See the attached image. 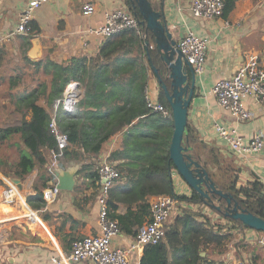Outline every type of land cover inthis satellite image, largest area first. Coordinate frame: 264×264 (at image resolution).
<instances>
[{
    "label": "crops",
    "instance_id": "crops-1",
    "mask_svg": "<svg viewBox=\"0 0 264 264\" xmlns=\"http://www.w3.org/2000/svg\"><path fill=\"white\" fill-rule=\"evenodd\" d=\"M149 1L152 7L161 14V19L167 24L176 45L188 31L196 36L210 39L204 70L201 74L195 75L194 96L187 115L188 127L200 141L216 149L223 168L227 167L235 171L237 188L247 186L254 180L264 184V147L255 154L242 157L231 155L226 144L214 129L217 123L227 128L235 126L246 138L255 133H261L264 138V103H259L252 97H246L245 103L252 117L244 122H236L231 115L219 107L210 93L215 81L233 75L247 55H256L264 63V0H236L234 9L227 16L216 19L194 17L189 11L192 0ZM29 2L30 0H0V46L3 49L0 70L7 69L6 72L9 73L7 77L0 78L7 82L6 95L0 99V109H3V115L6 117L0 118V129L12 128V132L4 138L3 142L8 141L9 144L14 142L12 146L16 148L20 145V140L10 139L12 135L17 138L19 136L17 128L22 114L16 110L15 96L17 92H22L24 89L29 91L48 79L45 77L47 79L39 80L38 76H44V66L47 61L64 63L77 57L94 58L98 56L101 49L108 54L99 56V59L109 61L124 51L128 63L130 61L133 63L122 66L123 70H131V68L139 70L138 76L145 80V88L151 98L162 103L159 100L160 86L146 56L147 49L143 38L138 36L137 39L136 35L129 30L103 41L96 36H87L84 32L88 27L100 25L106 11L117 8L128 9L125 0H48L33 12L32 31L23 34L15 33L19 16L27 8ZM86 5L93 8L90 14L84 10ZM149 48L152 49V42ZM29 61H38L40 65L34 68ZM10 79L15 82V86L11 89L9 88ZM14 90L16 91L13 93ZM73 92L78 98L76 102L78 103L84 97L83 87L79 84V88L76 87ZM64 98L63 92L61 100ZM61 100L57 106H54L56 101L53 104L59 119L70 116L68 111L73 107V105L64 106ZM38 103L44 106L43 97ZM44 107L47 108V106ZM52 115L56 118L55 113ZM28 118L29 114L26 115V119ZM127 129L125 127L114 133L102 145L97 155H86L77 145L67 147L68 154L65 159L59 161L60 165L57 167L70 168L77 165L73 189L71 191L58 190L50 202H46L42 196L43 206L39 209H32L33 212L25 207L26 215L37 230L42 231L40 232L42 234L32 232L29 228L26 232V229L21 226L17 218L18 211L15 209L19 205L1 203V195L5 188L3 178L9 179V176L13 174L3 176L0 173V264H52L50 259L56 254V249L68 253L74 239L98 232V205L96 203L98 187L95 189L91 186V180L83 177L87 172L81 173L80 170L85 165H88V170H94L101 162L107 161L111 153L120 149L122 135ZM73 152L78 153L77 159L72 157ZM194 153L206 154L203 149H198L196 146L192 147L191 154ZM10 166L12 167V164L6 166V169L1 162L2 171H9ZM38 170L37 168L32 170L35 176H32L31 181L22 178L21 187L22 192L26 191L25 196L35 193L34 182L38 177ZM42 171H44L43 168L40 172ZM213 173L218 176L222 172L214 168ZM172 180L176 195L190 194V188L176 171L173 172ZM54 184L55 178L48 182L42 192ZM13 210L16 214L11 213ZM124 211L125 208L121 206L119 213H124ZM259 214L264 217V207L259 210ZM180 215L181 209L178 208L166 223V231L175 225ZM206 215L212 218H209L211 223L227 224L226 232L232 234L227 251L220 255L211 253L208 260L224 264H264V251L258 243L262 232L235 225L223 217L214 218V213L210 210ZM9 234L10 236L18 234L19 237L25 235L28 241L11 239ZM34 238L36 240H33ZM112 242L118 246L129 247L134 244V236L119 233ZM178 245L179 235L177 233L165 236L163 239L164 250L168 257H170V249ZM141 257L142 251H133L131 264H141ZM9 259L12 260L11 263Z\"/></svg>",
    "mask_w": 264,
    "mask_h": 264
},
{
    "label": "trees",
    "instance_id": "trees-1",
    "mask_svg": "<svg viewBox=\"0 0 264 264\" xmlns=\"http://www.w3.org/2000/svg\"><path fill=\"white\" fill-rule=\"evenodd\" d=\"M222 1V16H227L234 9L236 0ZM125 4L130 13L141 19L136 5L132 7L130 0H125ZM30 26L32 30L31 23ZM141 28L144 31V27ZM135 37L138 39L137 35ZM107 54L101 49L94 58L77 57L64 63L47 61L43 74L48 79L36 88L16 93L15 107L17 111L22 112L17 128L20 140L18 158L12 167H9V171L1 170L0 161V173L3 176L13 174L22 179L33 169L43 168L44 171L39 173L34 182L35 193L25 196V201L31 209H39L44 204L42 190L55 178L52 173L47 172V161L44 158V152L56 146L55 138L48 129L53 113L56 114L59 131L68 137V146L77 145L86 155H97L102 145L114 133L127 127V131L122 135L120 149L107 158V162L118 171V178L108 191V217L117 221L120 233L135 236L138 228L149 218L152 198L168 195L180 203L197 205L196 209L181 207V215L175 225L166 231V237L176 233L179 235V245L170 249V257L164 250L163 241L155 245L147 244L142 249L141 264L213 263L208 260L209 254L225 253L232 240V234L226 232L221 224L211 223L201 209L206 207L224 217V200L214 197L213 204L221 206V210L217 211L207 201L201 200L192 189L189 195L174 193L172 175L175 168L169 159L172 119L147 108L144 100L146 82L138 76L139 70L122 68L133 63H128L125 52L109 61L99 59V56ZM146 56L150 57L149 63L157 67L162 75L159 61L150 48L147 49ZM2 58L3 49L0 46V62ZM30 65L37 68L40 62H30ZM72 81L83 87L84 97L68 111L70 116L59 119L53 104L61 100L65 87ZM9 84L10 89L15 86L11 79ZM41 97L45 100L44 106L47 108L38 103ZM159 100L170 110L161 89ZM187 130L185 145L196 146L206 152L204 155L194 153L192 158L208 172L216 187L228 193L240 210L264 219L259 214V210L264 207V184L254 180L247 186L237 188L235 171L223 168L216 149L200 141L188 125ZM11 132L12 128L0 129V145L3 138ZM67 154L66 148L60 161L65 159ZM72 157L77 159L78 153L73 152ZM214 168L221 171V175L216 176L213 173ZM80 171L87 172L83 177H88L91 186L96 189L99 180L97 169L88 170V165H85ZM121 206L125 208L124 213H119ZM225 219L247 229L239 221ZM201 253L205 255L201 256Z\"/></svg>",
    "mask_w": 264,
    "mask_h": 264
},
{
    "label": "built area",
    "instance_id": "built-area-1",
    "mask_svg": "<svg viewBox=\"0 0 264 264\" xmlns=\"http://www.w3.org/2000/svg\"><path fill=\"white\" fill-rule=\"evenodd\" d=\"M48 0H30L27 8L21 13L15 27V33L23 34L31 32V18L33 12ZM86 13L90 14L93 8L84 6ZM190 13L196 18L216 19L222 16V0H192ZM142 26L138 18L125 8H117L106 11L100 25L88 27L84 32L87 36H96L103 41L124 31H133L139 38H143ZM210 39L196 36L191 31L186 32L178 41L177 48L186 58L195 75L203 72L206 60V52ZM73 89L76 87L71 83L66 88L67 97L61 100L64 106L71 107L78 98L74 95ZM211 95L216 99L219 107L231 115L236 122H244L251 119L252 114L245 103L246 97H252L259 103H264V63L256 55H247L244 62L237 68L230 77L215 81L211 90ZM146 106L152 112L159 113L163 117L170 118L171 111L162 103L153 100L148 91H144ZM56 101L54 106L59 104ZM70 103V104H69ZM50 133L54 136L56 146L44 152L47 161V172L52 173L57 168L63 152L68 147V137L59 131L56 119L52 116L48 124ZM214 129L218 136L226 144L231 155L245 156L259 153L264 147V138L261 133H255L247 138L234 127H225L215 124ZM98 193L96 203L98 205V232L83 238L74 239L70 244L68 253H63L56 249V254L51 257L52 264H77L88 262L91 264H131L133 251H142L147 244H158L163 241L166 233V223L172 218L174 212L181 207L189 206L193 209L197 205L180 203L176 198L168 195H159L150 200V215L143 225H141L134 236V244L125 247L113 244L112 240L120 231L116 220L108 217L107 197L110 187L118 178V171L107 161L101 162L97 166ZM4 190L1 195V203L6 205L17 204L33 210L25 201L22 187L13 184L9 179L3 178ZM23 186V184H22ZM58 190L55 184L51 188L43 191V199L50 202L56 196ZM206 215V213H204ZM25 216L29 219L28 215ZM222 217L214 213V218ZM210 218V217H209ZM224 218V217H223ZM212 219V218H210ZM225 219V218H224ZM30 220V219H29ZM31 221V220H30ZM222 225V224H221ZM227 230V224L224 225ZM259 245L264 251V233L258 239ZM208 264H224L220 262Z\"/></svg>",
    "mask_w": 264,
    "mask_h": 264
},
{
    "label": "water",
    "instance_id": "water-1",
    "mask_svg": "<svg viewBox=\"0 0 264 264\" xmlns=\"http://www.w3.org/2000/svg\"><path fill=\"white\" fill-rule=\"evenodd\" d=\"M130 1L132 7L136 5L141 16V19L138 20L144 27L143 42L145 47L148 49L152 42L150 50L157 57L163 73L160 75L159 69L151 64L150 67L157 77L160 89L171 110L172 134L169 144V159L173 163L176 173L190 189L196 192L201 200L207 201L217 211L221 210V206L214 205L213 199L215 196L218 199H223L225 202L222 205L224 218L239 221L248 229L264 233V219L240 210L237 203L231 200V196L219 190L208 172L192 158V146L185 145L184 139L188 134L187 115L194 96L195 74L177 48L172 33L165 21L161 19V14L152 7L150 1ZM35 43H37V39H35ZM148 61H150V57H148ZM72 84L79 88L78 83L72 82ZM64 97H67L66 91H64ZM77 168V165H73L70 168L57 167L54 169L53 175L57 190L71 191L73 189ZM9 179L13 184L21 186L22 179L20 177L11 175ZM201 256H204V253H201ZM9 261L11 263L12 260L9 259Z\"/></svg>",
    "mask_w": 264,
    "mask_h": 264
},
{
    "label": "rangeland",
    "instance_id": "rangeland-1",
    "mask_svg": "<svg viewBox=\"0 0 264 264\" xmlns=\"http://www.w3.org/2000/svg\"><path fill=\"white\" fill-rule=\"evenodd\" d=\"M6 70L7 69H1L0 70V78L1 77H7L8 75H9V73L8 72H6ZM39 76V80H42V79H47V78H45V76H43V75H38ZM37 77V76H36ZM3 79V78H2ZM0 80V99H3L4 98V96L6 95V86H7V82L5 81V80ZM32 81H36V80H32ZM69 85V84H68ZM16 90H14L13 91V93L15 92ZM46 104V103H45ZM44 104V105H45ZM1 106V105H0ZM0 115H2V116H0V118H6L4 115H3V109H0ZM11 138V140L12 141H15V140H19V136H18V138H17V136H14V135H12V136H10ZM9 139V140H10ZM2 141H5L4 140V138H3V140ZM14 142H10V144H9V142L7 141V142H3V143H1V145H0V161L2 162V164H3V166H4V168H6L7 169V167L6 166H9V165H11V164H13L16 160H17V158H18V148H19V145H17V148L15 147V146H12V144H13ZM39 173H40V169L38 170V175H39ZM33 176V173H32V171L28 174V175H26L25 176V178H23L24 180L25 179H27V181L29 180V181H31V179L35 176V173H34V176ZM217 176V175H216ZM25 193H26V191L24 192V196H25ZM15 209L18 211V213H17V218H19L18 219V221L22 224L21 226H23L25 229H26V232L28 231L27 229L29 228V229H31V231L32 232H35V233H40V232H42V231H40V230H37V228L32 224V222L25 216V214H26V212L24 211V209H23V207L21 206H16L15 207ZM204 213H207L210 209H208V208H206V207H203L202 209H201ZM35 212V211H34ZM11 213H14V214H16L15 213V211L13 210V212H11ZM38 216V215H37ZM39 217V216H38ZM209 218V217H208ZM223 227H225L224 225H222ZM12 231V230H11ZM23 231V230H22ZM167 231H168V229H167ZM40 234H42V233H40ZM9 238H15V239H20V240H23L24 242H27L28 240V238H26L25 237V235L23 236V237H19L18 236V234H17V236H10V234H9ZM26 238V239H25ZM31 240H32V238H30ZM30 240V241H31ZM33 240H36L35 238L33 239Z\"/></svg>",
    "mask_w": 264,
    "mask_h": 264
}]
</instances>
